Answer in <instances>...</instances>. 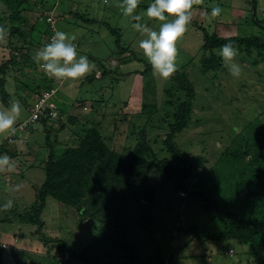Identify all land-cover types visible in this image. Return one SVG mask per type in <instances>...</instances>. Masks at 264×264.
I'll return each mask as SVG.
<instances>
[{"label":"rangeland","instance_id":"1","mask_svg":"<svg viewBox=\"0 0 264 264\" xmlns=\"http://www.w3.org/2000/svg\"><path fill=\"white\" fill-rule=\"evenodd\" d=\"M252 1L204 0L202 5L193 7L191 23L178 42V70L185 71L195 85L196 100L188 127L175 137L176 145L195 161L192 177L194 189L206 191L207 196L214 199L225 212L240 210L242 190L254 175V170L261 168L249 162L251 154L245 158L242 155L234 157L233 152H250L254 145L256 149L264 144V53L261 55L257 50L247 53L238 49L235 62L241 67V75L233 77L222 59L220 67L215 61L204 63L210 54L202 49L204 32L199 26L223 37H264V0H255V8ZM151 2L141 0L136 14L142 17L141 23L158 30L159 22L145 15ZM121 3L122 0L45 1L43 6H47L46 12L57 17V30L70 37L75 36L72 42L77 47L78 55L87 56L95 68L83 79L71 81L50 77L36 63L16 66L8 76L7 83L11 102L4 104L0 101V110L10 109L13 102H18L21 113L17 124L26 122L31 116L30 105L36 99L37 84L43 79L53 78L56 81L58 104H65L70 114L86 112V117L91 121L86 127L96 121L101 122L104 134L109 138L113 136L114 126H120V132H116L119 138L115 139L112 146L114 150L122 152L126 142L132 146L137 143L138 133L131 135L129 141L126 139L129 128L130 131L132 128L138 131L140 125L147 123L148 117L140 115L142 104L157 102L160 110L153 116L147 134L153 147L159 150L169 130V122H162L161 114L172 112L166 103V99H169L167 89L176 88V84L171 78L165 81L153 75L151 65L139 48V41L145 37L133 27L136 21L123 15L119 7ZM216 6L222 8L221 15L212 17L211 10ZM35 8L39 9V6ZM37 9L28 13L32 22L39 20L33 36L45 40L47 25L41 19L42 12ZM0 10L8 13L4 4H0ZM71 10L109 23L120 33L126 51L121 52L115 42V35L106 26L85 22L77 15L67 13ZM255 18L262 20L260 24H253ZM7 43V39L5 43H0V62L10 56ZM127 55L129 59L125 61L123 57ZM113 59L119 64L111 65ZM103 63L114 69L113 74L87 80V76L97 74ZM145 68H149L145 74L136 73V70L142 71ZM175 91L178 93L176 97L180 95V98H185L182 90L176 88ZM78 99L87 102L81 108L75 107L74 103ZM91 103L94 111L89 114ZM123 113L126 115L122 116ZM69 132L66 129L62 134L67 135ZM12 136L19 139L17 148L21 149L13 157L2 147L9 137H0V156L8 155L14 165L12 171H0V236L17 247L20 246L18 242L23 244L24 250L15 251L17 264H55L48 254L51 245L46 246L34 235V226L25 225L17 218L34 201L35 187L45 179L43 165L49 153L45 130L41 122L34 121L26 131L18 128ZM155 140L158 142L155 143ZM63 146L58 145L57 151H62ZM160 153L163 157L169 155L164 151ZM262 197L264 202V192ZM9 199L13 201V207L4 210L2 206ZM153 210L149 219L145 218L141 224L135 225L137 239L142 240L145 252L158 250L168 259L169 264H259L254 261L250 246L240 239L200 243L192 240L190 234L181 231L192 224L206 226L212 232L223 230V223L213 219L215 210H206L199 199L181 196L176 191L161 192ZM238 213L246 217L248 212ZM43 218L46 222V235L75 242L77 248L88 244L94 233L90 221H83L80 226L75 209L62 206L52 197L48 199ZM14 234L21 237L16 240Z\"/></svg>","mask_w":264,"mask_h":264},{"label":"trees","instance_id":"2","mask_svg":"<svg viewBox=\"0 0 264 264\" xmlns=\"http://www.w3.org/2000/svg\"><path fill=\"white\" fill-rule=\"evenodd\" d=\"M45 1L48 0H0V4H4L8 12L6 14L5 11L0 10V26L9 30L7 47L10 52L9 58L0 62V101L4 104L11 102L7 83L8 76L14 67L28 64V62L35 64L33 60L35 52L41 49L42 45L50 42L49 38L58 31L57 17L46 12L47 6H43ZM252 3L255 8L256 1L253 0ZM36 5L39 9L35 8ZM34 9L42 12L41 19L47 25L45 40L40 36H38L39 39L33 36L39 20L32 22L28 13ZM67 13L75 14L85 22H96L106 26L115 35V42L121 52L126 51V47L122 46L120 33L106 21L86 17L84 16L86 14H80L77 11L71 10ZM49 18L54 21V26ZM260 21L262 20L255 18L253 24H260ZM199 27L204 32L202 49L210 54L205 58L204 63L209 64L215 61L219 67L222 66V58L217 50L219 51L220 46L226 43H232L237 49L247 53H251L252 50H257L261 55L264 53V37L262 36L223 37L215 32L210 33L206 27ZM123 58L128 61L129 56ZM118 64L119 62L115 59L111 61L113 66ZM148 69L136 70V73L145 74ZM113 71L112 67L103 63L96 75H89L86 78L91 80L95 77L112 75ZM171 80L176 84V88L185 93V98L181 97V99L180 95L176 97L178 94L175 91L176 88L167 89L169 99H166V103L172 108V112L167 111L161 114L162 122H169V130L159 150L153 147V142H150L147 134L153 116L160 110L156 102L150 105L142 104L140 115L148 117L147 123L140 125L138 131L134 128L130 131L129 128L126 139L138 133L137 143L132 146L126 142L122 152L114 150L112 146L115 139L119 138L116 134L120 132L119 125L114 126L113 136L107 138L101 122L96 121L86 127L91 122L86 117V112L70 114L65 109V104L61 106L58 104L56 81L53 78L43 79L37 84L36 99L56 89L55 95L48 101V103L53 101L54 107H49L47 103L43 113L36 120L42 123L45 130L49 153L43 165L45 179L41 185L35 187L34 201H31V204L23 213H19L17 218L25 225L34 226V235L38 236L46 246L51 245L48 254L55 264H169L168 259L158 250L145 252L142 240L137 239L135 233V225L141 224L145 218L149 219L150 215H153L156 198L161 192L167 191H176L181 196L199 199L206 210H215L213 219H218L223 223L224 228L219 232H212L206 226L197 224H192L185 229L179 228L184 233L190 234L192 240L206 243L220 239H240L250 246L254 261L264 264V202L262 197L264 192V144L257 146L256 149L254 145V149H250V152L249 150L243 153L242 151L233 152L234 157L242 155L245 158L251 154L249 162L261 166L254 170V175L247 181L241 193L239 211L242 213L247 210V216H240L239 211L236 210L228 212L221 210L217 202L207 196L206 191L194 189L192 177L195 161L191 159L189 153L182 151L175 141L177 133L188 127L194 113L195 85L185 71L178 70ZM16 90H18L17 87ZM35 101L31 103V107ZM86 102V100L78 99L74 104H76L75 107L81 108ZM93 111L94 106L91 103L88 112L90 114ZM124 115L126 114L123 113L122 116ZM31 123L33 122H30L28 127ZM66 129L70 130L68 133L70 136L62 134ZM60 133L61 137H59ZM18 141L17 137L9 136L2 144L11 157L16 156L21 150L17 148ZM157 142L155 140V143ZM61 144H64V148L58 152V145ZM12 145L15 146L11 147ZM160 151L169 155L163 157ZM50 197L58 200L62 206L75 209L79 216L80 226L83 221L91 222L94 233L88 244L77 248L75 242L46 235L43 213ZM231 204L233 205V202ZM17 235L14 234L13 238L17 239ZM2 247L7 248V245ZM53 250L54 253H51ZM65 256H68V260H62Z\"/></svg>","mask_w":264,"mask_h":264},{"label":"clouds","instance_id":"3","mask_svg":"<svg viewBox=\"0 0 264 264\" xmlns=\"http://www.w3.org/2000/svg\"><path fill=\"white\" fill-rule=\"evenodd\" d=\"M107 2V0H106ZM141 0H122L119 7L123 15L136 21L133 27L145 38L139 41V48L151 65L153 75L162 80H169L179 68L178 42L187 32L192 20V9L202 5L204 0H152L145 10L148 19L159 22L158 30H153L146 23H141L142 17L136 14ZM222 8L213 7L212 17H219ZM9 30L0 26V43H5ZM75 36H69L63 31H56L50 42L37 50L33 56L35 63L50 77L58 80L76 81L90 74L95 65L87 56L78 55L77 47L72 42ZM218 55L233 77L241 75V67L235 62L238 49L232 43L220 46ZM21 106L13 102L10 109L0 110V137L8 138L16 133ZM14 165L8 155L0 156V171H12ZM18 187V186H17ZM4 210L13 207L9 199L3 206Z\"/></svg>","mask_w":264,"mask_h":264},{"label":"built area","instance_id":"4","mask_svg":"<svg viewBox=\"0 0 264 264\" xmlns=\"http://www.w3.org/2000/svg\"><path fill=\"white\" fill-rule=\"evenodd\" d=\"M49 19H51L52 25L54 26V21L52 20V18H49ZM51 37L49 38V40L51 39ZM55 93H56V89H52L50 92H46L42 96L38 97L36 99L34 105L31 107V116L29 117V119L26 122L19 123L18 127L16 129L19 128L20 130H25V129H27L28 124L30 122H34V121L38 120L40 115L43 113V109L45 108V106L48 103L49 99L52 96H54ZM48 104L50 105L49 107H52V108L54 107V102L53 101L49 102ZM0 246L2 247L1 243H0ZM231 252H233L232 249H231ZM62 260H68V256H65ZM59 264H62V263H59Z\"/></svg>","mask_w":264,"mask_h":264},{"label":"crops","instance_id":"5","mask_svg":"<svg viewBox=\"0 0 264 264\" xmlns=\"http://www.w3.org/2000/svg\"><path fill=\"white\" fill-rule=\"evenodd\" d=\"M263 11H264V7H263ZM0 239H1L0 243L2 244V246L7 245V248H3V247L0 246V264H17L18 262H17V259H16L15 251L16 250H18V251L19 250L20 251L23 250L24 249L23 244L18 242L20 244V246L17 247V245H15V244H12L10 242L9 243L6 242V239L2 238L1 236H0ZM9 248H10V250H8Z\"/></svg>","mask_w":264,"mask_h":264}]
</instances>
